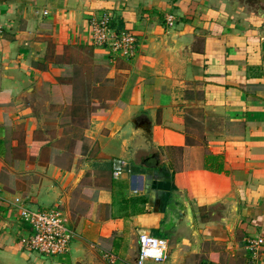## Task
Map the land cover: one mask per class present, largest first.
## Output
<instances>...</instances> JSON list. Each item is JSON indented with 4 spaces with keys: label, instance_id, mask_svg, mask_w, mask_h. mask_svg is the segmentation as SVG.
Returning <instances> with one entry per match:
<instances>
[{
    "label": "crops",
    "instance_id": "1",
    "mask_svg": "<svg viewBox=\"0 0 264 264\" xmlns=\"http://www.w3.org/2000/svg\"><path fill=\"white\" fill-rule=\"evenodd\" d=\"M105 11L132 58L92 45ZM0 27V264H129L143 232L166 239L164 264H248L246 239L264 240V19L242 0H0ZM75 52L112 93L95 114L69 89ZM152 152L156 169L140 164ZM51 208L72 235L42 257L21 211Z\"/></svg>",
    "mask_w": 264,
    "mask_h": 264
},
{
    "label": "built area",
    "instance_id": "2",
    "mask_svg": "<svg viewBox=\"0 0 264 264\" xmlns=\"http://www.w3.org/2000/svg\"><path fill=\"white\" fill-rule=\"evenodd\" d=\"M114 23L113 16L107 11L100 13L98 17H91L89 34L92 45L107 48L115 57L132 58L137 49L135 35L126 30H117ZM1 32L0 27V34ZM21 218L28 225L26 236L21 239L24 249L42 257L61 256L68 251L72 233L65 226L62 213L57 208L44 211L25 209L21 211ZM137 242V260L129 264H161L167 260L166 239L143 232L138 234ZM245 244L250 254L248 264H258L264 240L261 237L248 238Z\"/></svg>",
    "mask_w": 264,
    "mask_h": 264
},
{
    "label": "rangeland",
    "instance_id": "3",
    "mask_svg": "<svg viewBox=\"0 0 264 264\" xmlns=\"http://www.w3.org/2000/svg\"><path fill=\"white\" fill-rule=\"evenodd\" d=\"M72 58L74 60L75 65L70 68V74H71V81H68L70 83V88L73 97L74 102L77 104H80L81 102L87 101V111L89 113L95 114L98 110L103 109L105 106H107L110 103V100L112 98L110 89L107 87H99L96 86L97 81H101L103 77V69L98 68L97 66H94L92 63H90V57L87 53H78L75 52L73 54ZM67 81L64 82L66 87ZM90 91V92H89ZM90 94V95H89ZM98 100L100 102H98ZM70 102V101H69ZM74 105V107L76 106ZM77 107H79L77 105ZM67 111L72 108L70 104L67 106ZM79 109V108H78ZM85 111V115H86ZM78 118L74 119L72 121V124L70 125L72 128L76 127V133L77 135L80 133V126L83 124V116L79 114L77 116ZM79 129V131H78ZM71 129L65 128L64 133L65 136L70 135ZM62 137L59 142V146L63 147L65 143H67V138ZM63 140V141H61ZM69 144L74 145V149L77 151V149L81 148L80 143L78 142L77 138H75L73 141L70 139L68 140ZM79 146V147H78ZM68 148V147H67ZM78 149V150H79ZM158 236L157 234H154ZM168 252V251H167ZM220 253V250L218 251ZM132 255V252L130 253ZM210 261V258H202V257H195L192 258L187 264H202V261ZM167 261V260H166ZM165 261V262H166ZM164 262V263H165ZM161 263V264H164ZM151 264V263H148Z\"/></svg>",
    "mask_w": 264,
    "mask_h": 264
},
{
    "label": "water",
    "instance_id": "4",
    "mask_svg": "<svg viewBox=\"0 0 264 264\" xmlns=\"http://www.w3.org/2000/svg\"><path fill=\"white\" fill-rule=\"evenodd\" d=\"M242 2L248 6H250L255 13L258 15V17H260L261 19H264V0H242ZM36 92V88L32 87L28 94H32ZM117 165H120V162L115 163ZM140 164L143 165L144 167L148 168V169H156L160 166V159H159V153L158 152H152L147 154L146 156L142 157L140 159ZM116 167V166H115ZM165 181L163 179V176L155 179L153 181V188L154 189H162L163 191H165V193L168 195V192L170 190V185H168L167 181H165V186L161 185L162 182ZM224 203H228V207L225 211H223L224 215H225V223L227 224L228 227H231L236 216H237V211H238V203L237 200L234 196V194L229 195L226 198V201ZM188 213L190 214V211L187 210ZM135 253H138L139 250V244L136 245L135 247ZM137 258L135 257L133 259V262H136Z\"/></svg>",
    "mask_w": 264,
    "mask_h": 264
}]
</instances>
